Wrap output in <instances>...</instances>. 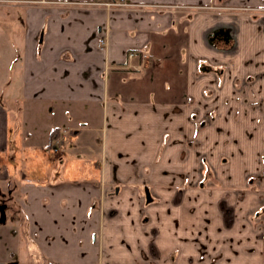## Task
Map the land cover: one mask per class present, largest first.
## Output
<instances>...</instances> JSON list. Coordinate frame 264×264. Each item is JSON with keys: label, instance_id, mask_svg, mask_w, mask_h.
<instances>
[{"label": "crops", "instance_id": "1", "mask_svg": "<svg viewBox=\"0 0 264 264\" xmlns=\"http://www.w3.org/2000/svg\"><path fill=\"white\" fill-rule=\"evenodd\" d=\"M91 1L0 0V264H264V0Z\"/></svg>", "mask_w": 264, "mask_h": 264}, {"label": "rangeland", "instance_id": "2", "mask_svg": "<svg viewBox=\"0 0 264 264\" xmlns=\"http://www.w3.org/2000/svg\"><path fill=\"white\" fill-rule=\"evenodd\" d=\"M15 6L16 4H9V6ZM112 10V9H110ZM5 11H7V9H5ZM3 12L2 10H0V77L1 79H6L8 75V72L6 70H12V65H16L15 61H16V50L17 47H21L22 45V38H23V34H22V20H15V25L14 28H16L15 34H6V32H8V30H10L9 27H7V22L8 19L5 18V14L1 13ZM6 13V12H5ZM7 16V15H6ZM20 43V44H18ZM8 66H7V65ZM7 66V67H6ZM9 67V68H8ZM18 66H16V73H15V78L16 80H18L19 78V71L17 70ZM5 73V74H4ZM4 82V80H3ZM59 167V166H58ZM210 168V167H208ZM209 170V169H208ZM200 173V172H199ZM198 173V174H199ZM201 176L197 177V181L201 180ZM259 180H257L259 183H261L262 178L260 175H258ZM205 180V179H203ZM208 182L207 183H203L202 186H200L201 188L203 187H208L211 185H214V180L215 178H213V181L209 182L210 178L206 179ZM254 181V180H253ZM255 182V181H254ZM213 183V184H212ZM210 184V185H208ZM254 201L255 203L250 206L249 208L246 209V212L244 213L245 216L243 217V219H262L263 217V212L262 209L264 207V189L263 188H255L254 189ZM237 200L238 202H242L243 199H245V197L241 194L237 195ZM195 239L196 244L197 243H201V240L199 239L198 235H195L192 237V239Z\"/></svg>", "mask_w": 264, "mask_h": 264}, {"label": "built area", "instance_id": "3", "mask_svg": "<svg viewBox=\"0 0 264 264\" xmlns=\"http://www.w3.org/2000/svg\"><path fill=\"white\" fill-rule=\"evenodd\" d=\"M88 5L93 7H99L106 11L110 9H126L131 5L126 2V0H94L88 3ZM99 38L97 42L98 48L106 49L108 47V36L106 33H99ZM128 60L131 61L134 58H139L140 64L138 65L137 69H142L147 65L148 53L145 51H129ZM62 139H57L55 141V146L52 148L53 153H59L63 147Z\"/></svg>", "mask_w": 264, "mask_h": 264}, {"label": "flooded vegetation", "instance_id": "4", "mask_svg": "<svg viewBox=\"0 0 264 264\" xmlns=\"http://www.w3.org/2000/svg\"><path fill=\"white\" fill-rule=\"evenodd\" d=\"M127 2V1H126ZM128 3V2H127ZM128 4H130V3H128ZM225 34V33H224ZM224 34H221L220 32H214L213 33V38H216V39H221V38H226V36H228V33H226L225 35ZM201 159V158H200ZM205 165L203 164V165H201L200 166V171L202 172V170H205L206 171V169H205ZM204 171V172H205ZM201 172H200V174H201ZM204 176H202V178H203Z\"/></svg>", "mask_w": 264, "mask_h": 264}]
</instances>
